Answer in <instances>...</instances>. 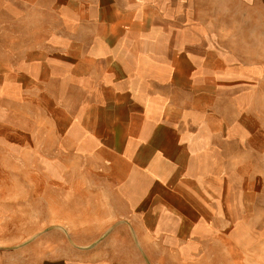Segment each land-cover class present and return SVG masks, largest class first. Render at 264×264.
Listing matches in <instances>:
<instances>
[{"label": "crops", "instance_id": "obj_1", "mask_svg": "<svg viewBox=\"0 0 264 264\" xmlns=\"http://www.w3.org/2000/svg\"><path fill=\"white\" fill-rule=\"evenodd\" d=\"M0 159L43 223L0 264H264V0H0Z\"/></svg>", "mask_w": 264, "mask_h": 264}, {"label": "rangeland", "instance_id": "obj_2", "mask_svg": "<svg viewBox=\"0 0 264 264\" xmlns=\"http://www.w3.org/2000/svg\"><path fill=\"white\" fill-rule=\"evenodd\" d=\"M29 161V173H32L31 175L34 176V178H31L30 176V180H29V186H33L34 185V181L35 178H37L35 176V171H36V162L35 160L32 159H28ZM18 162V160H17ZM2 166V167H1ZM8 161H5L4 159H0V204L3 205V210H13L14 212V216L13 217H6L5 213L3 210H0V234L1 236L3 234H7L9 235V238L5 237H1V241H0V249L3 248H17L19 247V245L24 244V242L27 240L24 238V234L25 232H32L34 233L35 230H38L40 228L41 225H43V223H39L37 220L31 221V222H23V218H24V210L26 209L25 207L21 206V202L18 200H21L22 198V192H21V178L22 176H20L19 174V167L17 166L16 160H11V166L13 169L16 168V172H13V174H9V172L11 171L10 169H8ZM50 163L45 164L44 166V172L45 169H50ZM32 169H31V168ZM39 168V167H38ZM7 173V174H6ZM46 174V172H45ZM33 183V185H32ZM263 184H264V180H263ZM52 185L49 184L48 186L45 185V189L42 190H35V189H31L30 187V200H32L33 198H37V194L38 193H42L44 195H46V201H47V215L49 217V215H53L54 213V206H53V199L55 195V189L53 187H51ZM61 190V189H58ZM41 197V196H40ZM42 198V197H41ZM14 201L15 205H12L10 203V201ZM255 205H254V209L249 210V216L250 217H255V221L256 223L254 224V226L252 225V221L246 225L245 227L248 228H253L255 227L256 231H262L264 232V192L261 193H257L255 194ZM50 202V203H49ZM8 205H5V204ZM49 203V204H48ZM11 206H14V209L11 208ZM63 206V212L68 211L65 215L69 218L68 220H64L61 223H56L53 220H48L47 221V228H45V231H48V239H49V243L50 244H58L59 240L64 239L65 242L67 240L71 239H78V240H83V238H88V236H65L66 234V230L67 228L71 227L72 224H80L81 221H78L76 219L72 220V217H75L70 211V204L65 203V205H61ZM3 219H2V216ZM43 229V228H42ZM246 229V231H247ZM3 238V239H2ZM24 246V245H21ZM26 253L23 252H16V253H9L8 251H5V253L0 254L1 255V261L3 262V260L7 259V263H19L21 262L23 259H21V257L24 258V256ZM51 254V252H50ZM54 255V254H51ZM12 258V261L10 260ZM14 259V260H13ZM18 259V260H17ZM160 264H173L170 262H166V261H162ZM192 264H204V261H200V262H192ZM215 264H217V261H215Z\"/></svg>", "mask_w": 264, "mask_h": 264}]
</instances>
